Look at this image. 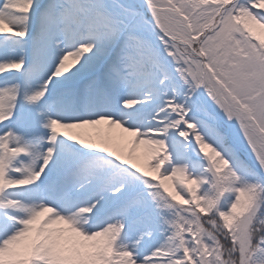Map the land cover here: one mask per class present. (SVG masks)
Returning <instances> with one entry per match:
<instances>
[{
    "label": "snow or ice",
    "instance_id": "obj_1",
    "mask_svg": "<svg viewBox=\"0 0 264 264\" xmlns=\"http://www.w3.org/2000/svg\"><path fill=\"white\" fill-rule=\"evenodd\" d=\"M0 264H264V0H0Z\"/></svg>",
    "mask_w": 264,
    "mask_h": 264
}]
</instances>
